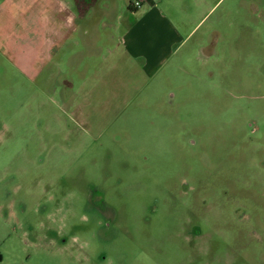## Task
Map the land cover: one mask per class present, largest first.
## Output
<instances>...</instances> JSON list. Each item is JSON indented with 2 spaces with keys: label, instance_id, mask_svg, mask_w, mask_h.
<instances>
[{
  "label": "rangeland",
  "instance_id": "obj_1",
  "mask_svg": "<svg viewBox=\"0 0 264 264\" xmlns=\"http://www.w3.org/2000/svg\"><path fill=\"white\" fill-rule=\"evenodd\" d=\"M69 1L0 0V264H264V0H97L85 67L45 54Z\"/></svg>",
  "mask_w": 264,
  "mask_h": 264
},
{
  "label": "crops",
  "instance_id": "obj_2",
  "mask_svg": "<svg viewBox=\"0 0 264 264\" xmlns=\"http://www.w3.org/2000/svg\"><path fill=\"white\" fill-rule=\"evenodd\" d=\"M69 3L60 6V10L70 13L67 21L52 25L51 29L49 28L51 31V40L48 44H45L46 56L51 62H56L61 57L66 60L70 58L73 60L76 59L80 62L78 66L83 65L84 67L87 59L96 62V60L99 61L103 57L105 58L104 60L111 57L114 54L115 47L100 40L104 23L99 21L100 16L95 17L94 24L86 23V19H90L91 17V9L98 5L96 1L93 3L95 5L92 8L87 7L85 0H70ZM134 9L136 10L137 8ZM158 19L162 21V26H160V28L169 35L168 39L161 44L158 39L156 41H145V29L138 24L126 26L127 31L123 35L122 45L125 48L126 55L132 54L135 56V54L132 53L135 51L137 58H146L147 72L154 70V67H151L150 64L152 60L154 63L156 62L159 64L160 61L164 59L167 48L169 50L172 49L176 45V42L180 41V39L178 40V38L175 37L176 30L172 25L161 17ZM96 21L99 22L96 24ZM106 25L107 24H105V26ZM135 30L139 33V39L137 41L133 38ZM71 43H73L75 47L69 49Z\"/></svg>",
  "mask_w": 264,
  "mask_h": 264
},
{
  "label": "flooded vegetation",
  "instance_id": "obj_3",
  "mask_svg": "<svg viewBox=\"0 0 264 264\" xmlns=\"http://www.w3.org/2000/svg\"><path fill=\"white\" fill-rule=\"evenodd\" d=\"M95 1L97 4V0H85L88 8L93 7L95 5L93 4ZM54 234H52L53 236H47V237L53 239L56 235ZM190 234L192 235L194 234V232L190 231ZM86 254L87 253L85 252L84 249L57 247L54 248L52 252H38V254H36V257H43L44 255H54L63 258L64 261L62 264H80L82 259L85 258Z\"/></svg>",
  "mask_w": 264,
  "mask_h": 264
},
{
  "label": "built area",
  "instance_id": "obj_4",
  "mask_svg": "<svg viewBox=\"0 0 264 264\" xmlns=\"http://www.w3.org/2000/svg\"><path fill=\"white\" fill-rule=\"evenodd\" d=\"M140 5H141V4H140L139 2H136V3H135V6H136V7H140Z\"/></svg>",
  "mask_w": 264,
  "mask_h": 264
},
{
  "label": "trees",
  "instance_id": "obj_5",
  "mask_svg": "<svg viewBox=\"0 0 264 264\" xmlns=\"http://www.w3.org/2000/svg\"><path fill=\"white\" fill-rule=\"evenodd\" d=\"M130 9L135 10V9L133 8V6H130Z\"/></svg>",
  "mask_w": 264,
  "mask_h": 264
}]
</instances>
